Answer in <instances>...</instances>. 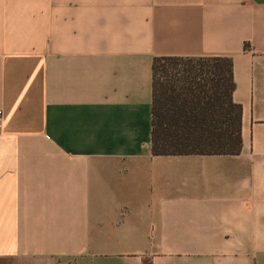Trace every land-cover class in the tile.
Wrapping results in <instances>:
<instances>
[{
  "label": "crops",
  "instance_id": "0c3cea01",
  "mask_svg": "<svg viewBox=\"0 0 264 264\" xmlns=\"http://www.w3.org/2000/svg\"><path fill=\"white\" fill-rule=\"evenodd\" d=\"M155 56L229 57L238 154L152 155ZM0 264H264V0H0Z\"/></svg>",
  "mask_w": 264,
  "mask_h": 264
},
{
  "label": "trees",
  "instance_id": "16d2710c",
  "mask_svg": "<svg viewBox=\"0 0 264 264\" xmlns=\"http://www.w3.org/2000/svg\"><path fill=\"white\" fill-rule=\"evenodd\" d=\"M229 57L155 56L152 155L238 154L241 108Z\"/></svg>",
  "mask_w": 264,
  "mask_h": 264
},
{
  "label": "built area",
  "instance_id": "2783aa9c",
  "mask_svg": "<svg viewBox=\"0 0 264 264\" xmlns=\"http://www.w3.org/2000/svg\"><path fill=\"white\" fill-rule=\"evenodd\" d=\"M0 123H1V112H0Z\"/></svg>",
  "mask_w": 264,
  "mask_h": 264
}]
</instances>
